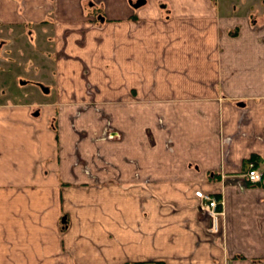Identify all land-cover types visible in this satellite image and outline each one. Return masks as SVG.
Segmentation results:
<instances>
[{"label": "crops", "instance_id": "crops-1", "mask_svg": "<svg viewBox=\"0 0 264 264\" xmlns=\"http://www.w3.org/2000/svg\"><path fill=\"white\" fill-rule=\"evenodd\" d=\"M132 2L0 0L59 90L0 104V264H264V12Z\"/></svg>", "mask_w": 264, "mask_h": 264}, {"label": "rangeland", "instance_id": "rangeland-1", "mask_svg": "<svg viewBox=\"0 0 264 264\" xmlns=\"http://www.w3.org/2000/svg\"><path fill=\"white\" fill-rule=\"evenodd\" d=\"M250 2L251 13L255 9L264 12V0ZM27 29L9 31L10 35L0 30V104L56 100L59 90L52 73L54 55H48L46 49L50 47L44 39L49 30L30 26ZM18 33L25 38H12Z\"/></svg>", "mask_w": 264, "mask_h": 264}, {"label": "built area", "instance_id": "built-area-1", "mask_svg": "<svg viewBox=\"0 0 264 264\" xmlns=\"http://www.w3.org/2000/svg\"><path fill=\"white\" fill-rule=\"evenodd\" d=\"M243 176L249 182H258L262 179V171L259 170L252 161L247 162L246 170ZM194 194L199 199V207L204 210L211 220L209 227L210 231H217V215L219 211L217 209L219 202L214 196L202 190H195Z\"/></svg>", "mask_w": 264, "mask_h": 264}, {"label": "water", "instance_id": "water-1", "mask_svg": "<svg viewBox=\"0 0 264 264\" xmlns=\"http://www.w3.org/2000/svg\"><path fill=\"white\" fill-rule=\"evenodd\" d=\"M145 2V0H136L135 2L132 3L133 7H138L141 4H143Z\"/></svg>", "mask_w": 264, "mask_h": 264}, {"label": "flooded vegetation", "instance_id": "flooded-vegetation-1", "mask_svg": "<svg viewBox=\"0 0 264 264\" xmlns=\"http://www.w3.org/2000/svg\"><path fill=\"white\" fill-rule=\"evenodd\" d=\"M136 1V0H135Z\"/></svg>", "mask_w": 264, "mask_h": 264}]
</instances>
